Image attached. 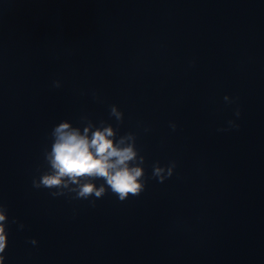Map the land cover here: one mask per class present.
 Masks as SVG:
<instances>
[{"label":"clouds","instance_id":"clouds-1","mask_svg":"<svg viewBox=\"0 0 264 264\" xmlns=\"http://www.w3.org/2000/svg\"><path fill=\"white\" fill-rule=\"evenodd\" d=\"M54 86L60 87V82L54 81ZM224 99L226 102H232L228 96ZM110 115L118 122L123 121V113L116 105L111 106ZM236 115H240L239 110ZM228 123L231 127H238L234 121ZM170 127L175 130L176 125L171 124ZM88 131L89 129L85 128V134L81 135L79 130L72 128L67 121H62L53 128L51 150L45 151L49 170L38 180L33 179V187L55 189L51 192L53 197L64 195L67 190L74 192L75 198L84 200L93 196L102 198L108 189L120 201L127 200L129 196H139L146 185L143 167L145 158L136 148L135 135L128 133L114 143L113 139H110L114 137L111 126L103 130L97 129L91 138L87 135ZM152 167V177L163 183L173 175L176 164L171 162L161 166L156 162ZM96 179H103L104 183L97 187L93 182ZM7 211V207L0 204V264H4V253L8 245ZM19 227L23 229L24 225L20 224ZM30 243L36 245L37 241L32 239Z\"/></svg>","mask_w":264,"mask_h":264}]
</instances>
